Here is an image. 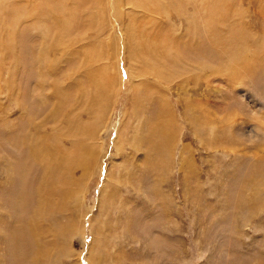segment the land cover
Instances as JSON below:
<instances>
[{"label":"rangeland","instance_id":"obj_1","mask_svg":"<svg viewBox=\"0 0 264 264\" xmlns=\"http://www.w3.org/2000/svg\"><path fill=\"white\" fill-rule=\"evenodd\" d=\"M0 264H264V0H0Z\"/></svg>","mask_w":264,"mask_h":264},{"label":"bare ground","instance_id":"obj_2","mask_svg":"<svg viewBox=\"0 0 264 264\" xmlns=\"http://www.w3.org/2000/svg\"><path fill=\"white\" fill-rule=\"evenodd\" d=\"M157 10V11H156ZM155 11H156V13L158 12V14H160L161 13V11L160 10H158V9H156ZM59 13V12H58ZM57 13V14H58ZM153 13V12H152ZM4 22V21H3ZM14 22V21H13ZM12 22V23H13ZM5 24V23H4ZM14 24H12V26H13ZM12 28V27H11ZM242 50V49H241ZM239 51H240V49H239ZM242 53V52H241ZM233 56H234V54H233ZM231 58V57H230ZM237 58V57H236ZM236 60H238V59H236ZM239 60H241V59H239ZM234 61V60H233ZM239 62H241V61H239ZM242 63V62H241ZM238 65H239V63H238ZM237 65V66H238ZM236 74V73H235ZM105 80V79H104ZM103 94V93H102ZM105 97V96H104ZM101 99H103V98H101ZM99 105H101V103H99ZM98 106V105H97ZM158 134L161 136H163V133H162V131H161V129L159 128V132H158ZM60 141V140H59ZM152 142V141H151ZM78 146V145H77ZM76 146V147H77ZM79 147V146H78ZM77 149V148H76ZM52 150V149H51ZM78 152V151H77ZM94 149H93V147H92V149H91V147H90V154L91 155H93L94 154ZM77 154V153H76ZM95 155V154H94ZM75 157H77V156H75ZM93 157V156H92ZM47 158H49V159H51V160H53L54 162H55V165L58 167V166H60V163H61V161H62V159H63V157H62V155L61 154H59V153H57V151L55 152V154H53V153H51V156L50 157H47ZM78 158V157H77ZM94 158V157H93ZM71 161V160H70ZM73 161V160H72ZM71 161V162H72ZM70 162V165L72 164V166H73V163L75 162V161H73L72 163ZM79 163H80V160H79ZM81 164V163H80ZM74 166H77V164L75 163L74 164ZM81 166V165H80ZM83 168V167H82ZM49 174H50V171L49 170H44V173H43V178H46L48 181H50L49 180V178H48V176H49ZM53 182H51L50 181V183L48 184L47 183V186L46 187H42L41 188V190H40V193L38 192V195H39V202L40 201H42V202H44V200H47L48 199V197L51 195V193L53 192ZM45 186V185H44ZM43 206V205H42ZM31 221V220H30Z\"/></svg>","mask_w":264,"mask_h":264}]
</instances>
